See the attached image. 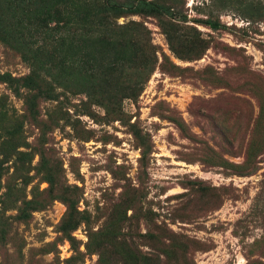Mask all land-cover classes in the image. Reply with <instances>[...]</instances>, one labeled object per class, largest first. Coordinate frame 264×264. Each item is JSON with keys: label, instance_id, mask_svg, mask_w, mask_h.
Here are the masks:
<instances>
[{"label": "rangeland", "instance_id": "obj_1", "mask_svg": "<svg viewBox=\"0 0 264 264\" xmlns=\"http://www.w3.org/2000/svg\"><path fill=\"white\" fill-rule=\"evenodd\" d=\"M111 4L0 0V264H264V0Z\"/></svg>", "mask_w": 264, "mask_h": 264}, {"label": "trees", "instance_id": "obj_2", "mask_svg": "<svg viewBox=\"0 0 264 264\" xmlns=\"http://www.w3.org/2000/svg\"><path fill=\"white\" fill-rule=\"evenodd\" d=\"M41 1L45 2L46 5H52V3L55 2V0H41ZM57 1L63 2L64 0H56V2ZM112 1L113 0H106V3L109 6V9H106L105 10V13H107V12L108 13H115V12H118V13L119 12H123L124 13V11H126V8H124L123 5H121V6H114V5H112L111 4ZM128 9L130 10L132 8H128ZM103 14H104V12H103Z\"/></svg>", "mask_w": 264, "mask_h": 264}]
</instances>
